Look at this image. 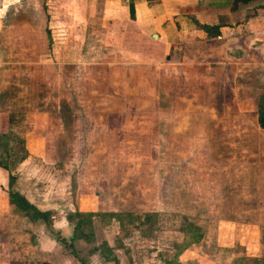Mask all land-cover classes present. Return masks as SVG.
Returning <instances> with one entry per match:
<instances>
[{"label":"rangeland","instance_id":"1","mask_svg":"<svg viewBox=\"0 0 264 264\" xmlns=\"http://www.w3.org/2000/svg\"><path fill=\"white\" fill-rule=\"evenodd\" d=\"M189 71L203 72L184 68L185 77ZM8 73L0 66V111L13 106L25 112L13 120L14 127L0 125V133L7 136L0 142L1 160L14 177L12 191L37 209L52 212L51 229L65 245L44 223L29 220L8 202V173L0 169V264H81L79 259L85 264H233L241 257L264 259V181L257 141L239 128L231 130L238 136L228 142L231 124L243 121L232 110V94L240 97L245 91L237 84L232 87L226 77L219 81L215 68L196 76L205 82L193 77L191 83L182 82L178 70L171 89L165 87L167 97L139 90L135 82L125 91L118 89L121 83L115 84L117 98L103 97L80 73L74 82L51 81L45 86L47 110L61 91V100L76 113L64 123L53 114L45 122L31 118L34 126L24 119L37 111V87L42 85L7 81ZM45 75L54 76L49 69ZM114 75H124L128 83L132 71L120 69ZM179 86L190 89L184 101L176 96ZM262 96L260 90L253 99L255 114ZM171 98L179 110L173 120L168 111L158 118L144 112L151 105H167ZM185 104L190 108L181 113ZM131 109L143 113L124 114ZM220 138L226 145H220ZM25 154L23 162L19 158ZM76 207L114 213L120 221L93 217V241L72 240L73 225L59 223L68 208ZM187 223L202 236L185 246ZM102 243L111 250L109 259ZM92 249L96 251L90 254Z\"/></svg>","mask_w":264,"mask_h":264},{"label":"crops","instance_id":"2","mask_svg":"<svg viewBox=\"0 0 264 264\" xmlns=\"http://www.w3.org/2000/svg\"><path fill=\"white\" fill-rule=\"evenodd\" d=\"M129 4L133 8L132 18ZM263 4L264 0H157L151 3L146 0H0V66L8 68L7 81L34 80L42 85L37 87L40 98L37 111H29L24 119L28 126H34L33 118L41 117L45 122L50 114L55 115L57 122L59 119L63 123L71 121L76 111H69L65 100H61L64 95L61 91L55 92L56 104L47 110L45 98L49 89L45 86L62 80L74 82L79 73L87 77L90 89L97 87L103 97L117 98L112 93L115 84L121 83L118 89L125 91L132 82L140 85L139 90L144 87L167 97L165 87L171 89L170 85L175 82L171 78L177 80L178 70L180 80L191 83L195 81L193 77H201L210 67L215 68L219 81L226 77L232 87L237 84L245 91L240 97L233 91L232 110L243 121L240 125L231 122L229 131L240 128L247 137L255 138L264 181V129L256 126L253 104L257 92L264 91V9L257 8ZM254 8L255 15L250 16ZM196 23L218 25L219 36L204 38ZM195 67L202 74L189 71L184 76V68ZM47 69L53 72V79L45 75ZM120 69L132 71L128 83L124 75L121 79L114 75ZM135 73L140 74L136 77ZM201 81L205 82L196 77V82ZM180 90L176 96L184 101L190 89L179 86ZM157 95L153 96L157 98ZM171 99L165 106L151 105L144 112L158 118L161 111H168V117L173 120V113L179 110L172 106ZM9 108L0 111L3 129L14 127L13 120L25 112L18 107ZM189 108L185 104L180 111L184 113ZM132 110L124 114L135 115L141 109ZM142 113L143 110L139 114ZM232 131L229 143L238 136ZM223 134L228 135L225 131ZM213 136L214 141L216 135ZM220 142L226 145L221 138ZM76 209L68 208L67 212H92ZM66 225V220L59 223L60 227Z\"/></svg>","mask_w":264,"mask_h":264},{"label":"trees","instance_id":"3","mask_svg":"<svg viewBox=\"0 0 264 264\" xmlns=\"http://www.w3.org/2000/svg\"><path fill=\"white\" fill-rule=\"evenodd\" d=\"M157 0H146V2L151 3L155 2ZM129 16L130 18L133 17V8L132 5L129 4ZM257 8H263L264 9V4L257 7ZM256 8L252 9V11L249 13L250 16L255 15ZM248 15V14H247ZM197 29H199L204 38H213L219 36V26L214 25V26H208V25H200L196 23ZM262 101L258 105L257 109V126L260 129H264V98L262 96ZM6 134L0 135V142L6 138ZM26 157L25 155H22L19 159L23 160ZM0 156V169L5 170L8 173V179H7V188H8V202L12 204L15 208L21 210L29 220L31 221H41L46 225L47 228L53 234L55 235V240L57 242H62L65 245V240L58 234L55 233L53 229H51V217H52V212L51 211H41L37 209L33 204H31L25 197L20 195L17 192L12 191V187L14 184V177L11 175L8 171V167L6 163L1 160ZM98 217V218H103L106 217L108 221L112 219L119 220L120 218L115 217L116 215L114 213H91V212H86V213H81L78 211L74 212H69L65 215V220L67 223H70L73 225V238L72 240H83L86 242H92L93 241V224H92V218L93 217ZM120 221V220H119ZM106 224V222H103ZM188 226V227H187ZM187 228H189V231L187 230V234H190L188 239H185L184 245H190L198 242V240L201 238V231L197 227H193L189 223L186 224ZM186 230V229H185ZM185 230H183V233L185 234ZM70 245V246H69ZM66 246L71 247L72 245L66 244ZM101 251L105 254V257H107L108 253H111L110 248L106 243H102L101 245ZM96 249H92L90 251L91 253H94ZM79 262L81 264H85L84 259H79ZM233 264H264V259L263 258H247V257H241L233 262Z\"/></svg>","mask_w":264,"mask_h":264}]
</instances>
